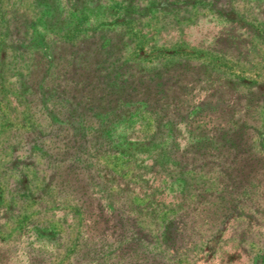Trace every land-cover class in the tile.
Wrapping results in <instances>:
<instances>
[{
    "label": "rangeland",
    "instance_id": "obj_1",
    "mask_svg": "<svg viewBox=\"0 0 264 264\" xmlns=\"http://www.w3.org/2000/svg\"><path fill=\"white\" fill-rule=\"evenodd\" d=\"M166 69L170 95L188 99L185 110L192 115L215 90L237 118L251 111L230 102L231 96L244 106L250 99V106L259 108L257 125L264 132V0H0V264L264 261V189L255 183L229 182L215 190H185L181 182L171 185L164 178L155 184L149 157L163 162L164 153L121 162L76 123L46 125L45 112L65 104L67 95L111 99L119 92L112 84L122 71L146 78ZM84 78L93 80L94 89L82 85ZM108 91L113 93L105 95ZM217 97L212 105L224 107ZM137 111L114 138L121 142L144 133L147 142H158L150 136L156 123ZM65 144L79 146L83 159L99 158L95 177H79L73 192L51 176L58 163L65 168L73 159L65 152L74 149ZM137 186L150 187L157 196L164 188L161 219L145 223L159 231L149 243H140L150 252L146 259L120 254L132 237L133 219L148 206L141 204L148 193ZM83 192L80 211L89 202L96 214L99 209L121 213V221L111 218L116 225L106 235L92 237L80 224L78 207L63 199ZM102 198L116 209L105 208Z\"/></svg>",
    "mask_w": 264,
    "mask_h": 264
},
{
    "label": "trees",
    "instance_id": "obj_2",
    "mask_svg": "<svg viewBox=\"0 0 264 264\" xmlns=\"http://www.w3.org/2000/svg\"><path fill=\"white\" fill-rule=\"evenodd\" d=\"M118 75L120 76L118 82L114 81L112 85L119 92H115V97L111 99H107L102 95L96 99L97 101H94L95 95L89 96L88 94L87 96L81 95L78 97L75 94H70L66 97L64 96L66 92L61 93L60 96L66 97L64 98L65 104H59L57 108L53 106L45 112L46 125L49 127L51 124L57 123L66 125L76 123L86 130V134L92 136L95 144L98 143V146L104 152H108L114 157H117V155L118 158L121 157V162L135 161V156L141 155L144 158V156L147 157L148 153H164L163 159L165 160L163 162L156 160L154 154L149 157L152 159V164L151 162L148 163L151 165L150 172L155 184L159 183L160 178H164V181H170L171 185L181 182V185L185 186V190H191L193 186L194 188L196 186L203 189L209 187L215 190L221 185H226V183L239 181L246 184L255 183L258 188L264 189V132L261 129L259 130L257 125L259 108L256 105L250 106V99H247L248 105L245 104L246 106H244L239 97L234 99L231 96L230 102H235L238 106L243 105L246 112L247 110L251 111L237 118L234 114L230 115L228 113L230 110H227V108L230 105L227 104L226 100L221 99L222 93L214 90L209 93L210 98L207 99L208 101L202 102L197 109L198 112L193 116L191 110H185V108H188V99L181 100L178 96L170 95L169 79L166 77L169 76L167 69L157 71L155 74L146 76V78L140 76V72L136 75L134 73L128 75L126 71H122ZM80 82L83 86L89 85L94 89L93 80L90 78H84ZM260 89L264 90V86L261 85ZM112 93L113 91H108L105 95H111ZM216 94H218L216 101L221 99V102L225 103L224 107L212 105L214 101L212 97ZM260 96L258 95V97ZM105 102H112V104L105 106L103 105ZM136 111L147 112L152 122L156 123L152 127L150 136L159 139L158 142H147L144 133H140L135 137L131 133L125 136L121 142L114 138L118 126L128 127L130 119L133 118V113ZM196 116L200 119L198 123ZM195 123L197 124L195 125ZM48 131H52V129ZM41 132L40 129L38 133ZM51 133H53L51 134L52 138L57 136L54 131ZM185 139V144L181 147L180 141ZM74 141L76 140H73V143ZM111 145H115L112 146V151L110 150ZM73 147L74 145L71 144L66 145L64 148ZM73 149L74 153L65 152L71 158L73 157L70 165L63 168L61 163H58L56 165L57 171L54 172V175H51L59 179L56 182L57 185L68 186L72 192L75 190L73 186L76 182H81V179L91 180L95 177L93 166L99 161V158H81L83 154H80L79 146ZM45 151L42 150L41 152L46 154ZM48 154L53 156L51 153ZM158 163L161 165L159 168L156 167ZM160 173H166V176H162ZM197 176L203 179L200 182H193L192 180ZM115 181L120 182L122 180L117 179ZM119 182L116 185H119ZM211 182H215L214 185ZM128 183L124 182V185L127 186ZM129 185L135 187V183ZM241 186L243 185L235 184V187ZM137 187L148 193V197L143 195L141 201L142 205L148 204V206H146L144 213L137 214L133 219L135 224L134 229L131 231L132 237L128 244L120 248V254L131 256L134 259H146L150 252L145 250L146 248H142L140 243L143 241L149 243L152 236L159 231L153 232L151 228L145 226V223L156 225L161 219V215L158 214L163 206L160 196L164 192V188H162L160 196H157L153 192L150 193V187ZM83 194L84 192L78 198L71 194H64L63 199H68L69 202L74 203L75 207H78L80 224H83L82 226L86 229L89 228L92 237L106 235L109 229L116 225L109 223L111 218L115 217L116 220L121 221V213L118 212L115 215L111 212L106 215L102 214L103 209H99L100 212L96 214L90 211L89 202L87 206H83L82 212L79 209L82 205H79V203L81 197L84 196ZM102 199L108 203L105 208L116 209L113 206L114 204L110 205L108 198ZM85 201H81L82 204ZM170 203L172 202L170 201ZM187 205L192 204L190 202ZM71 218L75 220L76 216L71 213ZM99 224L106 226L101 229ZM159 235H162V233L160 232ZM257 264H264V261Z\"/></svg>",
    "mask_w": 264,
    "mask_h": 264
}]
</instances>
